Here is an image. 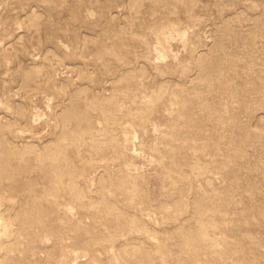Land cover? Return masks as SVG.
<instances>
[{"label":"rangeland","instance_id":"obj_1","mask_svg":"<svg viewBox=\"0 0 264 264\" xmlns=\"http://www.w3.org/2000/svg\"><path fill=\"white\" fill-rule=\"evenodd\" d=\"M0 264H264V0H0Z\"/></svg>","mask_w":264,"mask_h":264}]
</instances>
